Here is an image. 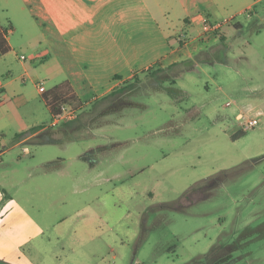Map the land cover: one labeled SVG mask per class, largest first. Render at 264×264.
Wrapping results in <instances>:
<instances>
[{
  "label": "rangeland",
  "instance_id": "1",
  "mask_svg": "<svg viewBox=\"0 0 264 264\" xmlns=\"http://www.w3.org/2000/svg\"><path fill=\"white\" fill-rule=\"evenodd\" d=\"M223 27L202 40L205 62L156 64L106 99H72L73 118H53L32 81L27 107L0 102L10 263L185 264L223 244L237 246L223 264H264V110H242L250 95L251 108L264 102V0ZM238 112L261 123L234 138ZM30 124L44 130L15 146Z\"/></svg>",
  "mask_w": 264,
  "mask_h": 264
},
{
  "label": "crops",
  "instance_id": "2",
  "mask_svg": "<svg viewBox=\"0 0 264 264\" xmlns=\"http://www.w3.org/2000/svg\"><path fill=\"white\" fill-rule=\"evenodd\" d=\"M258 1L0 0V102L17 112L27 107L33 99L24 87L32 81L53 117L45 95L54 87L65 85L76 101L107 95L156 64L168 68L205 51L209 46L201 40L203 16L213 23L245 13L251 17ZM233 27L241 30L244 24L236 21ZM222 29L229 31V25ZM13 39L23 40L29 54H19L22 48ZM217 40L212 36L211 42ZM90 89L97 93L92 96ZM250 98L242 110H264V102L251 108ZM240 115L246 116L238 112L237 121ZM33 125L18 130L15 146L44 130L29 132ZM8 218L9 213H0V230ZM7 250L0 252V260L13 263Z\"/></svg>",
  "mask_w": 264,
  "mask_h": 264
},
{
  "label": "trees",
  "instance_id": "3",
  "mask_svg": "<svg viewBox=\"0 0 264 264\" xmlns=\"http://www.w3.org/2000/svg\"><path fill=\"white\" fill-rule=\"evenodd\" d=\"M224 37H221V40H223ZM202 53L196 55V59L199 60L200 62H205V60L201 57ZM192 62V60H183L181 62H177L175 64H173L172 66L168 67V68H173V67H177L180 65H186L188 63ZM158 70H164L163 69H158ZM136 75V74H135ZM116 89H113L110 93H108L107 95H105V99L112 96L113 94H115ZM74 100L75 96L74 94L71 93V90L66 87L65 85H59L54 87L53 89L49 90V92L45 95V100L47 102V104L50 106L51 108V112L53 114V118H57L59 116L62 115L64 107L67 105V102H69L70 100ZM44 128L43 126H36L31 128L29 131L30 132H36L37 130ZM245 132L244 131H239L237 132L233 137L234 138H238L241 135H243ZM217 175L212 177V179L210 180H217ZM196 185H194L193 187H191L186 193L185 196L187 198H190L192 193L196 192L197 190ZM196 190V191H194ZM237 248L233 247V246H229V245H223V244H214L213 247L210 249V251L204 255L198 256L192 260H190L189 262L185 263V264H223L225 262H228L232 259V252L233 250H235ZM0 264H11L9 262L0 260Z\"/></svg>",
  "mask_w": 264,
  "mask_h": 264
},
{
  "label": "built area",
  "instance_id": "4",
  "mask_svg": "<svg viewBox=\"0 0 264 264\" xmlns=\"http://www.w3.org/2000/svg\"><path fill=\"white\" fill-rule=\"evenodd\" d=\"M203 27H204V32L201 35V40L206 41L208 44L212 40V36L215 35V31L223 27L224 24L228 22V20H220L218 22L213 23L208 16H203ZM184 38H181L183 40ZM41 91H45V88L43 86L40 87ZM230 104V103H228ZM75 116L74 110H72L69 107H64L63 113L60 117L61 120H65L66 118H73ZM246 116L240 115L238 117L239 121V126L242 128V131L254 129L256 126H258L261 121L258 117L255 118H248L246 119ZM59 119V120H60ZM58 122V120H56Z\"/></svg>",
  "mask_w": 264,
  "mask_h": 264
}]
</instances>
